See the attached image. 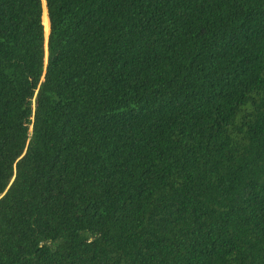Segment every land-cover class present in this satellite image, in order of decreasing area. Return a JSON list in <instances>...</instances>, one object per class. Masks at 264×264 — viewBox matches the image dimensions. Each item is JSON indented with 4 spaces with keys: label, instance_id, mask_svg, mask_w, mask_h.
Wrapping results in <instances>:
<instances>
[{
    "label": "trees",
    "instance_id": "16d2710c",
    "mask_svg": "<svg viewBox=\"0 0 264 264\" xmlns=\"http://www.w3.org/2000/svg\"><path fill=\"white\" fill-rule=\"evenodd\" d=\"M0 264H264V0H0Z\"/></svg>",
    "mask_w": 264,
    "mask_h": 264
}]
</instances>
